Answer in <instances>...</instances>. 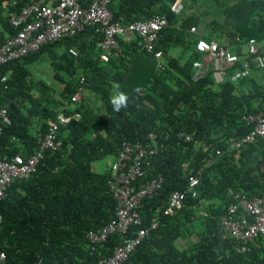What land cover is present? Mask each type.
<instances>
[{"label": "trees", "instance_id": "obj_1", "mask_svg": "<svg viewBox=\"0 0 264 264\" xmlns=\"http://www.w3.org/2000/svg\"><path fill=\"white\" fill-rule=\"evenodd\" d=\"M31 1L0 0V46L18 31L10 25L8 14ZM173 1L111 0L109 5L113 17H121L125 24L155 14L167 18L168 25L155 43L159 59L139 50L136 40H119L120 52L104 63L96 50L101 35L87 27L74 37L0 66V109L6 108L11 120L0 138L1 155L33 154L48 122L55 121L58 113L80 115L59 125L61 147L45 152L36 172L14 181L0 203V247L7 264H94L109 256L122 242L119 235L109 236L93 253L87 246L86 233L111 220L116 205L108 187L110 168L95 173L91 164L115 159L122 142L142 141L148 134L156 136L158 151L143 165V181L162 178L163 184L156 196L142 202L138 210L142 225L130 233L147 227L154 217L158 225L137 246L130 262L264 264V241H256L249 253H236L233 240L219 231L230 204L229 188L248 197L259 195L263 188L264 173L259 169L264 155L256 159L250 155L256 147L264 153V139L238 151L229 145L251 129L242 115L264 110V87L238 93V83L248 79L230 80L241 69L239 62L221 83H215L211 73L194 82L192 63L201 55L190 31L198 26L199 15L172 13ZM218 6L222 23L212 19L207 25L211 35L203 39L221 44L219 39L225 38L231 52L249 61L242 48L249 39L259 43L264 38V0H237L225 9ZM236 37L240 42H235ZM69 48L77 56L69 55ZM178 49L180 54L174 56L171 52ZM43 61L52 70L54 85L32 75L30 67ZM77 91L95 97L99 109L88 97L71 105V110L62 109L63 101L69 102ZM117 92L128 95L127 107L120 113L113 111L111 102ZM254 101L260 104L255 107ZM180 132L193 133L194 140H178ZM190 175L199 179L197 196H188L175 215H164L170 194L185 190ZM191 237H196L193 245L177 246Z\"/></svg>", "mask_w": 264, "mask_h": 264}, {"label": "built area", "instance_id": "obj_2", "mask_svg": "<svg viewBox=\"0 0 264 264\" xmlns=\"http://www.w3.org/2000/svg\"><path fill=\"white\" fill-rule=\"evenodd\" d=\"M111 0H32L30 4L18 12L8 14V21L18 31L0 46V66L22 59L30 53L37 52L44 45L54 43L64 38L74 37L87 27H94L101 35L96 45L98 58L106 63L114 52H120L119 40L129 43L136 40L139 50L152 54L156 59L161 52L155 49L158 34L168 25L164 15L155 14L146 21H135L125 24L121 17L115 19L109 10ZM182 0H174L170 11L176 15L182 11ZM194 29H191L193 32ZM235 42H240L238 37ZM246 57L240 59L225 45L216 41L199 38L195 50L201 55L200 60L192 63V80L197 82L211 73L215 83H221L230 67L239 62L241 69L231 78L238 81L250 75V65L264 70V52L260 50L255 39H249L245 45ZM69 55L75 57L74 48L68 49ZM3 77L1 81H5ZM84 78H80V83ZM264 87V82L262 83ZM80 91L63 101L62 109L80 102ZM71 110V109H69ZM79 113L66 115L58 113L55 121L47 124L46 132L41 138L38 149L31 155L23 157L15 155L11 158L0 154V203L5 198L7 189L14 181L28 179L33 175L45 152H55L61 147L57 139L59 125L78 120ZM242 121L251 126L249 132L230 143V150H240L244 146L264 139V110L254 114L242 115ZM11 120L6 108L0 109V138L5 127ZM178 140L188 143L194 140V134L178 133ZM156 136L148 134L142 141L121 143L118 154L110 166L111 178L108 181L109 191L115 200L114 215L106 224L96 230L86 233L87 246L90 253L105 243L109 236L119 235L120 245L114 247L106 258L98 259L94 264H132L130 256L141 241L158 225L157 218L151 219L149 225L138 228L131 234V229L140 227L142 221L139 208L144 200L152 199L161 190L163 179L156 178L143 181L145 170L143 165L147 160L157 155ZM220 155V151H215ZM264 173V165L260 167ZM199 179L188 176L187 187L183 191H173L163 210L164 215H175L184 206L190 196H197ZM227 197L230 204L225 215L220 219L219 231L230 237L235 245L236 253H249L256 241H264V183L259 195L248 197L246 194L229 188ZM2 217L0 214V223ZM0 264H7L6 256L0 247Z\"/></svg>", "mask_w": 264, "mask_h": 264}, {"label": "crops", "instance_id": "obj_3", "mask_svg": "<svg viewBox=\"0 0 264 264\" xmlns=\"http://www.w3.org/2000/svg\"><path fill=\"white\" fill-rule=\"evenodd\" d=\"M201 1H203V0H182V6L183 7H182V11L180 12L179 16L180 17H185V16H188V15L192 14L193 11L191 10V8H193V5L195 7L199 6L200 5L199 3ZM236 1L237 0H212V2L214 4H218V5L222 4L224 9L229 7L230 5L235 3ZM189 3H191V8L190 9L188 8ZM218 9H221V8H219V6H218ZM198 15H199V19H200L199 20V24L194 29L193 32L190 31L192 41H196L199 38H203V37H207V36L211 35L210 34V30L208 29L207 25L212 20V17H209L208 12H202V11ZM221 20H222V18H221ZM212 36H214V35H212ZM219 42L222 45H223V43H224V45L227 44L225 38L224 39L223 38L219 39ZM229 45H231V44H229ZM258 46L261 49H264V38L259 39ZM228 48H229V50H231V47L228 46ZM242 49H243V52H245V48H242ZM171 53L174 56H177V55L180 54V51L173 50ZM263 82H264V70L251 68L250 69V75H249L248 79L246 81H242V82L238 83L237 91H238V93L244 94L245 90L254 89V87H260ZM259 104H260L259 101H254L253 102V105L255 107H257ZM252 152L253 153H251L250 156H251V158H254V159L261 157V155H264L263 149H261L260 147H256L255 150L254 149L252 150ZM113 161H114V158H113L112 162L109 163V165L106 167V170H109V168H110L111 164L113 163ZM91 170H92V168H91ZM240 193H242V192H240Z\"/></svg>", "mask_w": 264, "mask_h": 264}, {"label": "rangeland", "instance_id": "obj_4", "mask_svg": "<svg viewBox=\"0 0 264 264\" xmlns=\"http://www.w3.org/2000/svg\"><path fill=\"white\" fill-rule=\"evenodd\" d=\"M199 4H200L199 6H196L197 8L194 5L193 8H191V3H189L188 8L189 9L191 8L193 14H199L201 11L208 12L209 17H212V19H215L220 24L222 23L221 22L222 15L219 12L221 11V9L218 10L217 4H214L212 0H203ZM30 68L34 79L42 80L45 83H47V85L50 86L54 85L52 70L50 69L47 61H43L35 65H32ZM80 97L81 99L82 97H88L91 100V102L96 106V108L99 109V106L96 104L95 97L89 96L87 93L81 91H80ZM112 160H113L112 157H107L100 161L93 162L91 164L92 171L95 173H103L106 170V167L109 165V163L112 162ZM195 241H196V237H191L186 240H180L177 242V246L185 248L193 245Z\"/></svg>", "mask_w": 264, "mask_h": 264}, {"label": "clouds", "instance_id": "obj_5", "mask_svg": "<svg viewBox=\"0 0 264 264\" xmlns=\"http://www.w3.org/2000/svg\"><path fill=\"white\" fill-rule=\"evenodd\" d=\"M119 88V85L116 86ZM134 91H138V89H134ZM127 100H128V95L124 94L122 92H117L113 98H112V106H113V111L115 113H120L122 108L127 107Z\"/></svg>", "mask_w": 264, "mask_h": 264}]
</instances>
